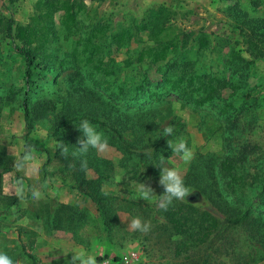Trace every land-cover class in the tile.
I'll use <instances>...</instances> for the list:
<instances>
[{
  "label": "trees",
  "instance_id": "1",
  "mask_svg": "<svg viewBox=\"0 0 264 264\" xmlns=\"http://www.w3.org/2000/svg\"><path fill=\"white\" fill-rule=\"evenodd\" d=\"M60 11L63 14L59 28L55 16ZM224 12L231 35L222 37L205 25H198L199 18L191 11L174 9L166 2L151 3L141 14L131 13L127 22L120 17H101L82 0H44L40 11H35L27 24H16L11 17L5 29L6 36L12 40L9 50L22 62L19 79L22 86L18 91L22 95L26 135L33 130L35 119H43L56 108L48 99L42 101L37 97L40 82L47 81L48 72H56L57 83L62 71L68 70V58L81 62L82 55L85 65L92 64L96 70L103 71L102 81L95 78L94 71L89 75L94 83L101 85L105 97H89L91 93L86 91L76 111H72L77 107L71 105V100L67 103L58 99L61 108L56 115L59 122L56 132L86 119L107 128L128 150L153 149L141 155L152 158L150 164L160 166L159 149L170 139L169 136L163 141L158 135L164 134V128L157 123L160 107L175 97L195 110L213 109L222 121L221 152L194 159L184 178L185 186L208 199L212 210H204L184 199L174 200L162 211L176 234H188L199 244L221 240L219 249L227 257L240 255L263 260L264 165L261 162L264 152L252 135L253 127L247 117L264 104V84L251 81V68L258 59L264 58V0H250L248 7L241 0H233ZM178 16L189 24L178 22ZM1 19L0 10V24ZM62 30L63 40L70 41L74 47L65 56L54 50V45L60 43ZM222 48H225L222 65L203 62L206 51ZM122 51L127 55L119 64L126 75L138 66L144 68L141 80L132 91L126 83L112 87L115 66H106L117 63V55L113 53ZM81 66L78 63L69 68L80 71ZM145 66H157L159 76L152 78ZM78 74H71V80ZM113 101L125 111L117 109ZM73 114L75 117H71ZM126 130L138 133L134 144L124 138ZM63 133L67 135L66 131ZM76 136L74 129L70 130L66 138L68 149L75 145ZM81 160L84 159L72 154L65 158L66 164L74 169L72 177L82 182L85 170H81ZM93 200L96 199L93 197ZM237 234L245 237L246 254L236 251L239 245L234 236ZM29 257L37 264L34 256L29 254ZM202 264H209L208 260Z\"/></svg>",
  "mask_w": 264,
  "mask_h": 264
},
{
  "label": "rangeland",
  "instance_id": "2",
  "mask_svg": "<svg viewBox=\"0 0 264 264\" xmlns=\"http://www.w3.org/2000/svg\"><path fill=\"white\" fill-rule=\"evenodd\" d=\"M43 1L0 0V252L6 253L14 262L20 261V264H33L29 254L35 257L37 264H67L74 255L73 252L84 251L95 254L98 263L104 256L120 255L132 250L139 253L138 264H202L207 260L209 264H264V259L250 260L240 255L234 258L225 256L219 249L221 240L199 244L188 234H176L157 203L149 204L139 199L136 191V187L144 183L154 189L156 200L164 192L159 184V165L150 164L152 158L141 155L144 152H153V149L128 150L107 128L92 124L107 138L109 148L99 154L90 149L86 157H80L88 161L84 181H76L72 177L74 169L66 164L58 145L60 142L66 145V138L70 130L74 129L77 139L75 145L68 149V154H72L78 147V139L83 135L78 129L82 121L74 122L56 132L59 124L56 115L61 108L58 99L67 103L71 100V105L77 107L72 111H76L87 92L91 93L89 97H105L101 85L94 83L89 75L94 71L95 78L102 81L103 71L96 70L92 64L85 65L82 61L83 55L79 57L81 62L68 58V70L60 72L57 83L54 81L56 72H48L47 81L40 82L37 97L42 101L48 99L56 108L47 112L43 119H35L33 130L26 135L27 123L21 108L22 95L18 91L22 86L19 81L22 62L9 50L12 40L6 36L5 25L11 17L16 24H27L30 16L35 11H40ZM82 1L94 13L96 10L101 17H120L127 22L130 21L131 13L141 14L149 3L166 2L174 9L191 11L193 16L199 18L198 25H205L209 31L222 37L231 35L229 19L224 10L233 0ZM249 2L250 0H241L244 7H248ZM62 14L60 11L55 16L59 28ZM83 17L89 22L85 14ZM181 21L189 24V21L185 22L182 16H178V22ZM64 35L63 30L60 31V43L54 45V50L61 56L74 49L70 41L63 40ZM224 51L225 48L208 50L203 54L202 60L209 65H222L221 56ZM113 54L117 55L118 62L106 64L110 68L115 66L112 87L126 83L127 88L132 91L141 80L144 68L142 70L138 66L126 75L119 62L127 54L123 51ZM78 63L82 65L80 71L69 68ZM145 68L152 78L159 76L156 73L157 66ZM251 71V81L264 84V58L258 59ZM78 72L72 81L70 75ZM136 75L139 77L134 79ZM113 104L120 111H125L117 102L113 101ZM87 106L94 107L89 104ZM88 107L85 109L91 111ZM249 114L247 119L253 127L252 135L264 152V104ZM157 123L162 128L173 127L174 131L169 139L173 143L181 138L187 142L194 154L191 163L202 154L221 152L222 121L211 108L195 110L171 97L160 107ZM123 135L131 144L138 138V133L133 130L123 131ZM158 135L162 136L163 141L169 138L161 133ZM145 139L151 140V137ZM26 148L34 155V168L32 171H17L15 163L23 156ZM159 157H164L166 165L176 168L183 179L190 170L191 163L185 164L179 156H175L168 143L159 149ZM261 164L264 165V154ZM6 167L11 169L5 170ZM19 179H23L24 183L23 198L16 194L15 185ZM89 181L92 183L86 184ZM33 187L39 188L42 193V198L38 201L31 197ZM188 189L190 195L185 198L186 201L204 210H212L208 199L200 192ZM134 217L150 222L151 230L147 233L129 230V220ZM234 237L239 245L237 253L246 254L248 249L244 243L245 237L241 234Z\"/></svg>",
  "mask_w": 264,
  "mask_h": 264
},
{
  "label": "clouds",
  "instance_id": "3",
  "mask_svg": "<svg viewBox=\"0 0 264 264\" xmlns=\"http://www.w3.org/2000/svg\"><path fill=\"white\" fill-rule=\"evenodd\" d=\"M78 129L82 132V136L77 141V148L72 152L73 157H86L90 149H94L98 154L103 153L109 148V143L104 134L97 131L96 127L88 120H83ZM172 126H167L163 129L164 137H168L173 133ZM61 154L67 158L68 148L67 145L62 142L59 143ZM168 146L173 150L175 156H179L185 164H190L194 158L192 149L188 146L184 139H179L173 143L168 140ZM35 165V158L32 151L28 148L21 158L15 163L17 171L26 172L32 171ZM160 180L159 184L164 189L162 195H159V200H156L157 195L154 189L147 186L144 183H140L136 187L139 199L147 201L149 204L155 202L158 207L163 210H167L168 206L172 204L174 200L183 201L190 195L189 189L185 186L184 179L180 172L173 167L166 165L164 157L160 160ZM81 170H87V160H81ZM16 194L23 198L25 195V188L23 179L16 181ZM31 197L34 201H38L42 198V193L39 188L33 187L31 189ZM128 223V229L132 231H139L141 233H147L151 230L150 222H144L139 217H134ZM71 260L67 261V264H97L96 255L93 253H87L84 251L73 252ZM67 256V254L65 255ZM0 264H20V261H13V259L4 252H0ZM105 264H108L106 261Z\"/></svg>",
  "mask_w": 264,
  "mask_h": 264
},
{
  "label": "built area",
  "instance_id": "4",
  "mask_svg": "<svg viewBox=\"0 0 264 264\" xmlns=\"http://www.w3.org/2000/svg\"><path fill=\"white\" fill-rule=\"evenodd\" d=\"M140 259L139 253L137 251H128L120 255H110L102 257L97 264H138Z\"/></svg>",
  "mask_w": 264,
  "mask_h": 264
},
{
  "label": "crops",
  "instance_id": "5",
  "mask_svg": "<svg viewBox=\"0 0 264 264\" xmlns=\"http://www.w3.org/2000/svg\"><path fill=\"white\" fill-rule=\"evenodd\" d=\"M149 4H151V3H149ZM149 4H148V5H149Z\"/></svg>",
  "mask_w": 264,
  "mask_h": 264
}]
</instances>
